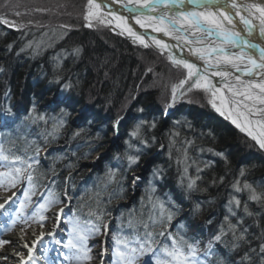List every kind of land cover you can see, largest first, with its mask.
Masks as SVG:
<instances>
[{
	"label": "snow or ice",
	"instance_id": "1",
	"mask_svg": "<svg viewBox=\"0 0 264 264\" xmlns=\"http://www.w3.org/2000/svg\"><path fill=\"white\" fill-rule=\"evenodd\" d=\"M111 3L120 4L124 12L141 27L147 25L152 27L154 32H161L172 40L183 41L184 47L180 50L187 48L190 56L203 62L202 65H198L183 55L177 56L170 52L168 59L172 65L177 70H186V75L172 83L170 87L165 85L169 95L163 100L164 112L157 115L161 118L168 115L169 110L193 89L203 90L205 94L210 93L212 97H216L222 88H227L233 96L242 95L245 100L252 101L250 105L245 104L244 107L251 115L257 112L261 114L260 119L255 122L264 128V108L256 107L257 101L264 105V0H111ZM87 5L83 17L85 27H94L93 19L98 23L111 24L112 21L104 19L105 15H110L116 22V27L122 28L119 34L127 32L134 43L139 41L147 48L149 44L145 40L151 39L161 50V54L178 47L164 43L147 33L133 31L127 26L128 18L122 13L106 11L108 0H87ZM0 23L22 27L10 23L4 16H0ZM25 47L31 48V42ZM81 55L82 49L74 46L70 51L65 50L63 58H70L75 63ZM56 60V67L59 69L62 67L61 58L58 56ZM210 77H220V80L213 82ZM243 77L248 79H242ZM233 79L237 82L236 85L231 84ZM55 83L61 84L65 91H71L76 87L71 76L66 78L57 76ZM233 88L236 91H233ZM254 89L259 90V95L253 94ZM220 99L223 105L224 97L221 96ZM64 102V98L61 97L56 105L59 107V115L51 118L38 113L36 105L33 104L28 111L27 119L32 123L43 121L45 124L51 119L53 131L47 133V137L54 140L57 138L55 133L64 128L65 117L69 115L66 108L60 107ZM209 103L221 116L225 115L222 107H218L211 99ZM235 103L230 101V104ZM136 111L141 115L133 118L123 140V150L113 157L120 166L112 165L107 168L104 186L107 188L115 184L120 187L124 172H134L139 167L142 157L147 155V150L157 145L160 149H165L166 146L161 140L166 139L169 159H172L173 151L177 153V187L183 200L191 202L187 214L181 217L185 205L173 196L161 199L149 195L148 203L151 209L147 220L143 214L139 217L129 214L126 222L123 217L117 218L118 230H112L110 223L105 219L108 213L100 207L99 193L96 195V207L88 205L86 217L77 210H72L71 215L65 216V209H71L72 197L67 190L63 197L58 195L54 187L55 180L50 182L52 187L46 186L44 192L40 193V199L35 202L33 210L24 213L23 209L32 203V196L36 195L39 187L35 180V172L36 166L40 164L38 153L43 145L35 143L36 155H29L26 151L22 155L12 147L6 148V141L0 139V162H3L0 163V167L4 169L0 171V190L10 191L18 184L27 185L22 190L23 199L19 200L18 206L16 192H13L4 203H0V234L12 232L18 223L26 226L20 229V239L24 240L23 247L27 252L15 253L18 258L16 264H41V261L43 264H89L93 260L94 247L100 248L96 254L100 264H106L109 236L112 253L110 264H264V228L257 236L251 231V225L248 223L252 220L259 226V221L264 220V180L249 179L251 166L243 161L234 171L213 178L212 184L218 190L225 189L226 200L221 205L224 209L222 218L209 217L205 220L206 224L214 225L205 236L199 225L193 223L203 214V204L196 199V194L208 191L206 187H201V173L214 162H203L201 167L190 157L189 149L194 140L186 137L181 139L180 121L173 122L165 130L159 128L161 120L155 116L149 119L144 115L143 107L137 108ZM4 112L9 116L15 115L10 107L4 109ZM230 116L231 113L226 118ZM123 120L124 116L118 115L113 124L112 130L118 139ZM12 122L14 123V120ZM231 122L255 142L250 147H255L264 154V131L256 134L242 126L237 119H231ZM8 124L7 120L3 121L4 127H8ZM188 127L191 128V125ZM82 132L83 129L74 132L72 138L80 136ZM50 142L49 139H45V143ZM7 143L14 144V141L9 140ZM208 151L220 157L226 167L230 168L231 161L224 152H216L213 149ZM193 164L196 165L195 175L189 171ZM68 167L73 166L69 164ZM163 174V168L159 166L153 168L147 181L148 193H155V181L157 178L162 179ZM139 179H141L139 176L134 177L133 185ZM112 198L119 199L120 195L114 191L110 200ZM54 209V228L45 233L43 229L46 228L49 219L47 213ZM188 217L192 219L188 220ZM61 223L67 225L64 230L67 233L66 242L56 238V229ZM33 224L42 231L29 245L25 237L28 234L27 228ZM46 234L52 238L50 241L45 242ZM100 236L105 238L100 244L89 243ZM254 238L258 243H254ZM9 243L11 241L0 239V248ZM53 251L57 253L55 258L50 255ZM0 259L6 260L8 257Z\"/></svg>",
	"mask_w": 264,
	"mask_h": 264
},
{
	"label": "rangeland",
	"instance_id": "2",
	"mask_svg": "<svg viewBox=\"0 0 264 264\" xmlns=\"http://www.w3.org/2000/svg\"><path fill=\"white\" fill-rule=\"evenodd\" d=\"M87 7V0H0V16L6 17L10 23H14L17 26H22L13 27L10 26V24L0 23V45H3L4 39H7L8 43L5 49L7 54L5 53V56H11L10 59H8V62L2 61L0 59V94L5 92V94H3V102L0 103V139L6 141V148L12 147L14 151L22 155L25 153V151L29 155H36L34 150L35 143L43 145L40 152L38 153L40 164L36 166L37 170L35 172V180L39 187L36 191V195L32 196V203L27 205L23 209V212L30 213L33 210L35 202L40 199V193L44 192L46 186L52 187L53 185H51L50 182L55 180L54 187L57 191V194L63 197L65 190H67L69 195L72 197L71 209H65V216L71 215L72 210H77L82 216L86 217L88 213V205H91L93 208L96 207V195L99 193V199L101 202L100 207L108 213L105 219L110 223V228L113 227V229L115 228L116 230H118L117 218L119 217H123L124 221L126 222L129 214H132L135 217H139L141 214H143L144 219L147 220L148 212L151 209V206L148 203L149 195H152L154 198L160 197L161 199H167L168 196H173L176 200L185 205L184 212L181 213V217H184L188 212V204L190 201L183 200L180 189L176 184L178 177L173 178L172 173L169 175V172L164 169L165 166L177 167V154L172 153V159H169L166 139L162 138L161 140V142L166 146L165 149L162 150L159 148V145H157L147 150V155L142 157L139 167H137L134 172H124L123 177L121 178L120 187H117L115 184H111L107 188L104 186L103 181L107 168L112 165H116L117 167L120 166L119 162L113 159V157L117 152L123 150V140L126 138L128 127L133 122L134 117L141 115L136 111V109L143 107L141 106V103L143 104V99L147 102L143 107L145 109L144 115H146L149 119L155 116L158 120H161L159 128L166 130L167 127H170L173 124V122H181V139L184 138L182 135H187L190 137V139H192V136H195V134L192 133L198 132L196 129H199V126L201 125L207 126L205 129L207 130L210 129L211 126L213 127L214 123H220V121H222L229 127L233 128L236 133L244 136L246 141L251 142L253 145L255 142L252 141L245 132H241L239 128H237L231 122V119H237L238 122L246 129L252 130L256 134H259L261 131H264V128H262L261 125L255 121L260 119L261 114L259 112H257L255 115L249 114L247 108H245L244 105H250L252 101L245 100L242 95L233 96L227 88H222L221 92L217 93L216 97H212L210 93L205 94L203 90L193 89L187 94L185 98L177 103L173 109L169 110L168 115L161 118V116L157 114H162L164 112L163 100L169 95V90L165 87V85L170 87L172 83L177 82L179 79L183 78V75H186V70H177L168 59L170 52L173 51L175 53V50H177L179 47L172 48L170 51H165L163 54H161V50L153 43L151 39L145 40V42L149 44V47L147 48L144 47L139 41L134 43L133 38L130 37L127 32H125L123 35L119 34L122 31V28L116 27V22L112 20V16L110 15H105L104 19L106 21H112L111 24L98 23L95 19H93L92 23L95 26L85 27L84 25L86 22L83 17L87 11ZM106 11H116L117 13H122L121 11L113 9L111 5H108V9ZM16 13H19V15ZM125 17L128 18L127 26L131 27L133 31L140 34L147 33L149 36H151L147 32V28L141 27L130 16L125 15ZM61 25H66L69 27H61ZM5 29L13 32H23L21 42L13 38V35L5 31ZM35 31H39V33L36 34ZM81 33L85 35H80ZM88 33H92L98 38V40H104V36L116 37L123 40L127 49L129 50L127 54H133L135 57L133 58L132 56V59H130L127 67V71L134 80L133 85L135 84V87L133 91L131 92V90H129L128 94L125 96L123 92L125 90V86L120 85V79H118L119 81L117 82L119 84V88H116V91L112 97L113 103L121 105V103L118 101H124V105L121 106V112L118 114L124 116V120L121 121L120 126V138L118 139L112 130L113 124L118 115L115 116L114 113H111L110 109L109 111H106V109H103V107L99 108L98 102L95 105L89 102L88 98L91 96H96L94 89L89 90L88 88L92 87L95 76L93 77V74H89L87 72L86 79H88V81H86L87 87L84 92V96H86V99H88V105H73V108L70 107V110H67L69 108H66L67 112L69 113V115L65 117L66 124L63 129L55 133L57 138L52 140L51 137H47V133L53 131L51 119H49L47 124H45L43 121L32 123L31 120L27 119V114L32 108V105L35 104L37 112L45 115L46 117L51 118L53 116L59 115V107L56 106L59 99H54L55 94L53 95V93L57 92V94L61 96L66 93L63 91L61 84L55 83L56 79L54 78H51L50 81L51 83H54L56 90L52 92L48 90V92L46 91L44 93L39 91L40 86H43V78H37L33 80V76H30L32 73L28 71V76L22 80L20 69L22 66L27 67L28 64L26 60H22L21 56L16 51L18 49L20 52L21 49H24V51L27 52L30 48H26L25 46L30 42L32 47L35 45L45 46L46 42H48L50 39L53 43L59 40L60 42L62 40L64 43V41L67 40L68 42L70 41V48L74 46H79L81 48V43H85L87 40L86 38L89 36ZM87 34L88 36H86ZM163 42L168 43L169 45L178 46L183 44V41H170V39H167ZM104 44H106L109 48L113 47L112 44L110 45V43H108L107 39H105ZM9 45H11V48H9ZM28 54L30 55V51H28ZM49 56L52 58L54 57V54L51 53ZM58 56L60 58L62 56L64 57V50L63 55L59 54ZM64 59L65 58H62L61 60L63 61ZM80 61L84 62V60H82V55L81 58L75 63L72 59H70V62H73L72 64L74 66L77 65V67H81V65H79ZM4 63H6V65H4ZM92 69L94 70V68H91V73L93 72ZM149 69H151V71H149ZM67 70L68 72L64 71V75H61V77L66 78L71 76V80H73V72L70 69V66H67ZM77 72L78 71H76V75H78L76 76L78 77L77 79H82L83 76L77 74ZM51 73L49 71L46 72L45 74L47 77L45 76V79H49ZM30 78H32V80H30ZM245 79L248 78L245 77ZM19 81L22 86L19 85ZM100 81H102L100 82V86L102 83L108 82L104 80L103 75L102 78H100ZM9 82L10 84H8ZM231 84L236 85L237 82L233 79L231 80ZM12 85L13 88L11 89ZM2 87L4 88L3 91ZM16 88H19V92L17 91L18 95L17 92L15 93ZM233 91H236V89L233 88ZM241 91H243V89H241ZM252 91L254 95H259L258 89H254ZM138 95H140V99L142 97L141 102L139 101ZM221 96L224 97L223 105L221 104ZM106 97H108L107 94ZM210 99L218 107H222V110L225 112L224 116H221L215 111L211 103H209ZM1 101L2 100H0V102ZM230 101H235L236 103L230 104ZM10 103H12L11 106ZM66 103L67 101L65 102V105ZM101 103L104 104V101L101 100ZM84 104H86V102ZM9 107L15 114L14 116H9L4 112V109ZM60 107H64V104H60ZM256 107L264 108V105L259 104L257 101ZM229 113H231L230 118H226L229 117ZM188 118L193 119L192 122L185 123L184 121H186ZM195 119L196 122H194ZM5 120L8 122H12L14 120V123L12 122V126V123L8 124L11 128L13 127L18 129L17 125H21L25 122V125H23L24 128H26L28 125L37 127V129L35 132H33V135L30 133L28 136H25V138L27 137L26 139H23L20 142L19 140L13 138L14 135L18 134L17 130L13 129L11 136L5 132L7 129V127H4L3 125V121ZM189 124L191 125V128L188 127ZM80 129H83L81 135L71 139L70 136L73 137V133ZM95 133L97 137H94ZM46 138L51 142L46 144ZM9 140L14 141V144L7 143ZM70 142H72V150H76L80 155H77V158L71 159L69 156L65 157V155L69 153L64 150V146L70 144ZM18 145H20L23 149L15 147ZM29 145H31V147ZM191 148L189 149L190 153L192 152ZM203 149L201 147H195L194 149L198 158V160L195 161L197 164H200L201 167H203V164L200 163L199 160H204L207 162L208 160L212 159L221 161V164L223 163L220 157L219 159H216L217 156H211L210 153H208L209 151H203ZM262 155L264 156V154ZM97 157H100V159H97ZM64 158H66V160H64ZM241 160L242 159L239 161L241 162ZM58 161L64 162H62L60 165V163L58 164ZM69 164H71L73 167L69 168ZM157 166L161 168L164 167V177L162 179H156L155 193H148L147 181L151 176L153 168ZM195 169L196 165L193 164L189 169L192 175H194ZM2 170L4 169L0 167V171ZM210 171H214V168L210 169ZM204 172L203 174L205 175ZM136 176H139L141 179L136 180L135 185H133V179ZM228 179L230 180L229 176ZM206 185H208V188L210 187V184L209 182L207 183V181ZM26 186V184H18L16 188L11 189L10 191L0 190V195H12L13 192H16L18 206L19 200L23 199L22 190ZM91 187L92 192L90 191ZM84 188L90 189L85 190ZM114 191L120 195V198H112L110 200V197ZM217 191L219 192H216V194L213 195L214 197H219L222 195V193L225 192V189L219 188ZM207 200V202L202 203L205 206V211L207 214L205 213L204 216L202 215L201 218H196L195 221H193L199 225L200 230L203 231L205 236L208 235V231L212 227L211 225L206 224L205 220L209 217L220 219L222 218V213L224 211L223 207L221 206L222 202L217 206V203L216 205L209 203L212 201L209 198H207ZM54 212L55 209L47 213L49 219L46 223V230H43L45 233L50 231L48 227L49 225H55ZM181 217H178V219ZM187 219L191 220L192 218L188 217ZM17 226H20V229L22 227H26L22 223H18ZM33 227L36 228L34 229L37 231L36 233H40V231H42L34 224L31 227H28L27 230L33 229ZM66 228V224H60V227L56 230L57 239H63L66 242L67 233L64 231ZM20 229H18L19 231L17 230L18 232L16 233H20ZM125 230H128L126 226ZM157 231H159V229H157ZM13 232L14 230L9 233L0 234V239L6 240L7 237L4 235L12 234ZM51 239L52 238L48 237L47 234L45 235V242L50 241ZM104 239L105 238L103 236L96 237L90 240L89 243L91 245H98ZM108 241L109 243L111 242V236L108 237ZM8 245L9 244L4 245L3 248ZM108 249L109 250L106 255L111 253L109 246ZM99 251V247L93 248V260L90 261L89 264H97V262L100 264V260L96 255ZM17 259L12 261L14 262L13 264H16ZM60 259L63 258L60 257ZM105 260L106 264H108L109 262L107 259ZM41 264H43V261H41Z\"/></svg>",
	"mask_w": 264,
	"mask_h": 264
},
{
	"label": "trees",
	"instance_id": "3",
	"mask_svg": "<svg viewBox=\"0 0 264 264\" xmlns=\"http://www.w3.org/2000/svg\"><path fill=\"white\" fill-rule=\"evenodd\" d=\"M5 31L11 33V35H13V38H15L16 40H18L19 42H21L22 40V33L23 32H13V31H8V29H5ZM85 32V31H84ZM35 33H39V31H35ZM89 34V36H88ZM86 36H88V38H86V42L85 43H81V49H82V60H84V62L80 61L79 65H81V67H77V65H73L70 62V58H65L63 61L61 60V64L62 67L61 68H57L56 67V63H57V56L59 54L63 55V50L65 52V50H69L72 49L70 48V41L68 42L67 40L64 41V43L57 41V42H52V40H48V42H46L45 46H33L30 49H28V51H30V55L28 54V51H17L18 54L21 56L22 60H26L27 62V67L22 66L20 69V75L22 77V80H24L23 78H25L26 76H28V71H30L32 74L30 76H33V80L37 79V78H43V86H40L39 91L41 93L44 92H48L49 91H55L56 90V86L54 85V83H51V78L56 79L57 76H61L64 75V71L68 72L67 70V66H70V69L73 72V77H72V82L74 84H76V87L71 90V91H65L63 90L66 94H64L63 96L58 95L57 92L53 93L54 95V99H59L61 97L64 98L65 102L67 101L66 105L65 102L64 104V108H69L67 110H70L71 108H73V105H84L87 106V101L89 99V102L91 104H96L98 102L99 104V108L106 109V111H109V109L111 110V113H114V115H118L121 112V106L124 105V101L120 100L118 101L120 104L117 103H113L112 102V97L114 95V92L116 91V88H119V84L117 81H119L118 79H120V85L125 86V90L124 95L126 96L129 92V90H131V92L133 91L135 84L133 85L134 80L132 79L130 73L127 71V67L128 64L130 62V59L133 58L134 55L132 54H127V52H129V50L127 49L125 42L121 39H118L116 37H108V36H104V40H98V38L96 36H94L92 33H88ZM80 35H85V34H80ZM109 38V39H108ZM105 39H107L108 43H110V45L112 44L113 47L109 48L106 44H104ZM4 44L0 45V59L2 61H6L8 62V59H10L11 56H5L6 52V46H7V39H4ZM68 42V43H67ZM53 43V44H52ZM55 45V46H54ZM63 46V47H62ZM3 50V51H2ZM62 52V53H61ZM53 53L54 57H50L49 54ZM63 58V56L61 57V59ZM67 60V61H66ZM66 61V63H65ZM68 63V64H67ZM4 65H6V63H4ZM94 68L93 72L91 73V68ZM70 70V72H71ZM52 72L51 76L49 79H45L46 76V72ZM76 71L77 74H80L83 76L82 79H77L78 75H76ZM90 71V72H89ZM71 72V73H72ZM87 72L89 74H93V77L95 76V79L92 83V87H88L89 90L90 89H94L96 96L93 97L91 96L90 98L86 99V96H84V92L86 90L87 87V83L86 81H88V79H86L87 77ZM104 72V73H103ZM49 74V73H48ZM129 74V76H128ZM102 75L104 76V80L108 81L106 83H102V85L100 86V78H102ZM92 76V75H91ZM47 77V76H46ZM129 77V78H128ZM20 80V79H19ZM30 80H32V78H30ZM78 82V83H77ZM81 82V84H80ZM22 83V82H21ZM10 84V82L8 83ZM12 84H16V83H12ZM19 85L20 81H19ZM22 86V85H21ZM121 87V86H120ZM13 88V85L11 86V89ZM4 90V88L2 87V91ZM19 90V88L15 89V93ZM28 90V89H27ZM81 91V92H80ZM19 92V91H18ZM17 92V95H18ZM3 94H0V100H2L0 103L3 102ZM106 94L108 95V97H106ZM111 95V96H110ZM140 95H138L139 97ZM78 97V99H77ZM104 98V99H102ZM56 99V100H57ZM70 99V101H69ZM24 100V99H23ZM26 100V99H25ZM96 100V101H95ZM101 100L104 101V104L101 103ZM95 101V102H94ZM139 101H142V97L140 99L139 97ZM82 102H86V104L82 103ZM145 103H147L144 99H143V104L141 103V106H145ZM12 103H10L11 106ZM97 106V105H96ZM71 107V108H70ZM98 108V106H97ZM95 111H99V110H95ZM104 112V110H103ZM71 113V112H70ZM193 119L188 118L186 121H184L185 123L188 122H192ZM24 122V121H23ZM196 122V119L195 121ZM12 122H9V124ZM25 123V122H24ZM24 123H22L21 125H17L18 129L15 128H11L9 125L6 129L5 132L8 133V135L10 134L11 136V132L13 131V129L17 130L16 135L13 136L14 139L19 140L20 142L23 139H26L25 136H28L30 133L31 135H33V132H35V130L37 129V127H33V126H28L26 128H24L23 125H25ZM195 124V123H194ZM13 125V123L11 124V126ZM214 128L211 126L210 129H207V126L205 125H201L199 126V129H196V131L198 130V132H193L192 134H195V136H192L191 140H194V144L192 145V152L190 153L189 151V155L193 160H198L197 158V154H195L196 152L194 151L195 147H201L204 150L208 149H213L216 152H222L224 151V153L228 156V159L231 161V165L230 168L226 167L224 161L222 160V164L221 161L218 160H208V161H213L214 163L212 164L211 167L205 169V175L203 173H201L202 176V180L200 181L201 187L205 188V186L208 188V185H206V181L207 183L209 182L210 187L208 188L207 192H202V193H197L196 194V199H198L199 201H201L202 203L207 202V198H209L210 200L213 201L212 204L217 206L222 202H224L225 200V192L222 193V195L218 196H213L214 194H216V192L218 193L219 191L218 188L216 186H214L212 184V180L215 177H218L219 175L224 174L225 172H229L230 171H234L236 166L240 163V159L243 160V162H246L247 164H249L251 166V175L249 177V179H255L257 181L260 180H264V156L257 150V148L255 147H250V145H252L251 142L246 141V139L244 138V136H242L241 134L236 133V131L229 127L227 124H225L224 122L220 121V123H214L213 124ZM195 128V127H194ZM43 134V133H42ZM159 135V133H158ZM184 138L186 137L187 139H190L189 136L187 135H182ZM94 137H97L96 133L94 134ZM70 138L72 139V136H70ZM91 141V140H89ZM44 145H46L45 143H43ZM67 144V143H66ZM16 148H21L20 145L15 146ZM23 149V148H21ZM197 149V148H196ZM64 150H66L69 154H66V156H69L71 159L77 158V155H79V153L76 150H72V142H70V144H67L66 146H64ZM72 151V152H70ZM71 153V156H70ZM210 153V155H214L212 152H208ZM173 154H177L175 151H173ZM216 159H219V157L217 156ZM64 160H66V158H64ZM241 160V162H242ZM64 162V161H58V164ZM171 162V161H170ZM200 163L203 164V162H205L204 160H199ZM176 165V164H175ZM177 166V165H176ZM55 168H60V167H55ZM164 168V167H163ZM214 168V171H210V169ZM167 172L172 173L173 178H177L178 177V167H168L165 166L164 168ZM216 172V173H214ZM196 174V169H195V173ZM231 179V175H228ZM164 177V176H163ZM177 184V182H176ZM85 190H88L86 188H84ZM198 197V198H197ZM188 206H190V202L188 204ZM208 210V208H207ZM206 211H205V206L203 205V216L205 215ZM207 214V213H206ZM199 216V218L202 217ZM195 225H198L197 223L193 222ZM248 223L251 225V231L256 233L257 236H259L261 229L264 228V220H260L259 221V226H257L256 223H254L252 220H249ZM212 227H214V225H211ZM211 227V228H212ZM254 243H258V241L255 240L254 238Z\"/></svg>",
	"mask_w": 264,
	"mask_h": 264
},
{
	"label": "bare ground",
	"instance_id": "4",
	"mask_svg": "<svg viewBox=\"0 0 264 264\" xmlns=\"http://www.w3.org/2000/svg\"><path fill=\"white\" fill-rule=\"evenodd\" d=\"M108 5H111L112 6V8L113 9H115V10H117V11H121L123 14H124V16L125 15H128L129 16V14L127 13V12H124V10L121 8V6H120V4H118V3H111V0H108ZM114 12H116V11H114ZM238 19V18H237ZM242 27V26H241ZM144 28H147V32L151 35V36H153V37H156V38H158V39H161L162 41H165V40H167V39H170V37H168V36H165L163 33H161V32H154L153 31V29H152V27H150V26H147L146 25V27H144ZM170 41H172V39H170ZM179 48H177V50H175V54L177 55V56H179V55H183V56H185L186 58H188L189 60H192V61H194L196 64H198V65H202V61H200V60H198V59H196L195 57H193V56H190L189 55V53H188V51H187V48H184V50L183 51H181L180 49L181 48H183L184 46H183V44H181L180 46H178ZM171 52H173V51H171ZM239 73H237L236 75H238ZM210 79L213 81V82H219V80H220V77H210ZM242 79H245V77H243ZM93 186H94V184H93ZM93 190H95V189H93ZM90 191L92 192V187H91V189H90ZM9 196H11V194H6V195H4V194H2V195H0V203H4V201L5 200H7V198L9 197ZM49 227V229H50V231H52L53 230V228H54V225H49L48 226ZM18 229H20V226H16V228L14 229V232L12 233V234H7V235H4V236H6L7 237V239L6 240H9V241H11V243H9V245L8 246H6L5 248H3V249H0V258H2V257H8V259H0V264H13L14 262H12V261H15L16 259H17V256L15 255V253L17 252V251H21V252H24V253H26L27 252V249H25L24 247H23V244H24V240H21L20 239V233H16V232H18L19 230ZM34 229H36L35 227H33V229H29V230H27V236L25 237V239L27 240V242L29 243V245H31V242L33 241V240H35L39 235V233H36L37 231L36 230H34ZM111 229L112 230H116L115 228L113 229V227H111ZM16 230V231H15ZM18 230V231H17ZM44 231L46 230V228L45 229H43ZM57 230V229H56ZM126 231V230H125ZM57 232V231H56ZM108 246L110 247V250H111V242L110 243H108ZM39 250V245L37 246V251ZM51 257H53V258H55L56 257V255H57V253L55 252V251H53V252H51ZM112 253H109V255H106V257H105V259H107V261L109 262L108 264H110V261H111V259H112ZM97 264H99V262H97Z\"/></svg>",
	"mask_w": 264,
	"mask_h": 264
}]
</instances>
